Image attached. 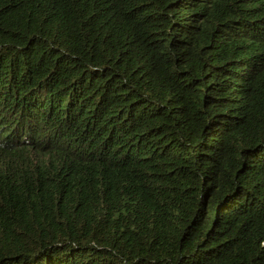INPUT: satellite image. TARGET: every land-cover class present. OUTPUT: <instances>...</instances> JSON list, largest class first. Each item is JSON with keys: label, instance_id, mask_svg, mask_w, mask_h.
<instances>
[{"label": "trees", "instance_id": "obj_1", "mask_svg": "<svg viewBox=\"0 0 264 264\" xmlns=\"http://www.w3.org/2000/svg\"><path fill=\"white\" fill-rule=\"evenodd\" d=\"M0 264H264V0H0Z\"/></svg>", "mask_w": 264, "mask_h": 264}]
</instances>
